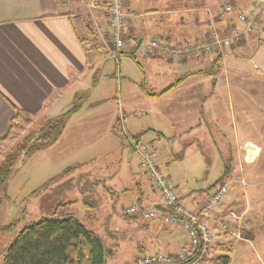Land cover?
Segmentation results:
<instances>
[{
	"label": "crops",
	"instance_id": "1",
	"mask_svg": "<svg viewBox=\"0 0 264 264\" xmlns=\"http://www.w3.org/2000/svg\"><path fill=\"white\" fill-rule=\"evenodd\" d=\"M83 1L0 0V140L19 119L44 123L67 113L57 141L35 154L50 153L53 158L64 160L79 157L80 161L83 156L96 152L106 163L102 166L105 172L101 180L95 181L91 175L81 176L92 184L91 190L84 189L88 193L82 190V198L65 199L60 207L89 209L91 206L85 197L92 195L98 203L101 200L97 197L102 198L112 214L121 216L129 224L130 220L141 219L125 217L129 206L154 208L159 201L142 172L138 157L116 131L120 122L130 127L134 121L138 127L128 131L125 127L126 134L137 139L149 137L148 144L155 150L157 161L164 164L166 172H163L186 209L196 211L202 207L224 174L230 192H240L247 205L249 190L259 187L264 177V72H244L238 64L236 71L224 73L222 59L223 68L219 73L202 75L197 73L211 68L213 54L200 59L187 54L182 61L175 62L164 58L159 50L146 53L143 48L152 39L165 40L172 48L200 43L207 35L213 39L212 32L222 27L220 22L213 21L220 7L214 2L220 0H212L211 5L200 1L190 6L181 5L183 0H161L162 5L166 4L161 11L143 7L144 2H150L152 8L160 0H124V38L127 39L120 55L133 62L140 73L132 79L123 73L122 67L114 71L121 83L112 99L108 93L105 97L99 96V92L93 94L97 93L95 88L105 66H101V57L108 56L103 50L84 49L89 37L85 18L89 20V15ZM229 1H235L238 9L246 10L250 9L247 1L252 0ZM139 2H142L140 8ZM95 22L104 26L102 31L107 34L103 16L95 14ZM226 27L223 26L224 30ZM134 39H142L141 44L135 45ZM139 48L142 49L137 56ZM171 86L174 87L162 96H148ZM76 106L77 110L71 111ZM191 146L200 153L199 159L205 162L206 169L210 168V162L220 163L221 177L214 184L203 181L191 190L184 189L186 182L177 174L176 167ZM113 157L115 164L111 162ZM65 172L66 178L71 175L70 170ZM60 183L63 186L68 181ZM96 184L100 188L95 191ZM124 199H130L128 207H123ZM148 223L143 224L145 229L151 230L149 234H156L158 228ZM125 226L130 229L129 225ZM168 228L166 235H152L153 241L149 239L143 247L137 246L139 255L177 253L186 244V238L178 227ZM105 230H109L110 237L120 236L117 227L115 231ZM96 235L105 250L102 237L99 233Z\"/></svg>",
	"mask_w": 264,
	"mask_h": 264
},
{
	"label": "rangeland",
	"instance_id": "2",
	"mask_svg": "<svg viewBox=\"0 0 264 264\" xmlns=\"http://www.w3.org/2000/svg\"><path fill=\"white\" fill-rule=\"evenodd\" d=\"M200 1L207 5L213 3L212 0H183L181 5H195L199 4ZM247 2H249L250 9L246 10L238 9L235 1L220 0L214 2L220 7L218 8L217 17L216 19L213 18V21L220 22L222 27L216 30L215 35L211 34L213 39L209 35L203 37L208 43L214 41V37L220 40L221 44L228 40L227 45L223 44L221 48H216L211 53L214 58L218 55L223 59L224 73L231 70L236 71L239 65L240 70L244 72L253 74L264 72V0ZM140 5L142 6V2H139V8ZM147 6L150 9L161 11L160 9L166 7V4L164 2L162 5L161 0L160 2L155 1L151 8L150 2H144L143 7ZM225 6H230V13L223 12ZM86 14L89 15L88 12ZM243 14L248 16H246L248 21H252L249 31L246 30L247 27L238 21L237 17ZM85 21L86 27L95 35L91 51L96 50L94 46L96 45L101 47L98 50L106 52L108 40L106 34L102 31L104 26L97 23L99 29L94 30V26L89 24L86 18ZM223 26H227L225 29L227 31L224 30ZM234 34L237 37H233ZM141 49L136 53L137 56ZM107 56L108 58L101 57V66H105L102 76L98 78L100 81L99 86L95 88L97 93L93 92V94L99 92V96L105 97L108 93L112 99L115 91L120 90L119 84L121 83L120 76L114 71L117 72V69L119 71V68L122 67L123 73H127L128 78L132 77V79L138 78L140 72L134 63L125 56L119 54L117 62L108 54ZM121 103L122 101H120L119 106L122 107ZM47 123L52 124L53 121L35 123L29 118L19 119L14 124L9 136L0 142V179L1 174L4 173L3 169H7L4 165L13 163L12 171L0 183V264H2L4 251L13 243L22 227L42 217H47L65 199L82 198L80 191L87 187L88 189L90 187L91 190L92 184L87 183V180L84 181L81 176L91 175L92 179L99 181L102 179L101 175L105 172L102 166L106 163V160H101V155L96 154V152L93 155L83 156L80 161L79 157L64 160L63 157L57 158L55 156L53 158L50 153H32L31 148L42 135ZM150 123L152 124L151 120ZM125 127L128 131L130 128L136 129L138 124L134 125L133 121V123L130 122V127L127 124ZM125 127L124 132L126 133ZM148 140V136L140 138V141L145 143H148ZM123 142L125 143V141ZM199 154L195 147L191 146V150L187 152L181 164L176 167L177 174L186 182L184 189L191 190L195 188L196 184L200 185L203 181L212 185L221 177L220 163L210 162V168L206 169V164L204 161H200ZM90 156L92 158H89ZM108 157L110 158V156ZM91 159L96 160L90 161ZM84 160L85 162H82ZM115 161L113 157L111 162L115 164ZM157 164L162 171L166 172L164 164H160V161H157ZM66 170H70L71 174L67 178L63 174ZM74 173L75 175L72 176ZM58 180L60 182L68 181V183L63 186L60 182L54 184ZM261 181L259 187L249 190L250 198L247 205H245L240 192L229 191V207L234 208L240 214H244L243 222H246L249 226V229L243 234L244 240L232 242L230 264H264V177L261 178ZM53 188H55V191L52 193ZM99 188L97 184L94 186L95 191ZM243 188L246 192L247 188L245 186ZM84 191L88 193L86 190ZM96 195L100 196V193H96ZM48 197L50 201H48ZM97 198L101 200V203L94 201L92 195L85 197L87 204L91 206L89 209L79 206L71 209L60 207L55 211L61 217L66 213H69L70 216L74 215L82 221L81 223L88 230L95 234L99 233L105 245V250L110 252H106L105 264H133L136 256L139 255L137 246L143 247L150 240L153 241L152 235L155 237L159 234L164 236L169 231L167 230L169 225L163 224L158 218L146 222L141 219L130 220V223L127 224L121 216L117 217L116 214H112L104 201L102 202V198ZM123 201V207H128L131 204L130 199H124ZM136 206L140 212L153 209L152 207L146 208V205L137 204ZM148 222H152L158 228L159 231L156 234H149L151 230L145 229L143 224L149 225ZM125 224L129 225L130 229ZM116 227L120 236L118 238L110 237L112 235L107 234L109 230L105 229L110 228L115 231ZM162 241L159 242L162 244Z\"/></svg>",
	"mask_w": 264,
	"mask_h": 264
},
{
	"label": "built area",
	"instance_id": "3",
	"mask_svg": "<svg viewBox=\"0 0 264 264\" xmlns=\"http://www.w3.org/2000/svg\"><path fill=\"white\" fill-rule=\"evenodd\" d=\"M85 10L89 13V24L98 30L95 14L103 16L107 24L106 53L115 61L125 46L124 32L126 28V14L124 0H84ZM224 13H230V6L223 8ZM93 15V16H92ZM94 18V19H93ZM238 21L247 31L250 30L252 21L244 15L238 16ZM217 33L216 30L212 35ZM233 37H237L234 34ZM222 42L214 37L208 43L202 37L200 43L190 46L172 48L168 42L152 39L144 44L146 53L159 50L168 60L182 61L184 55H192L196 59L211 54L216 48L227 45L228 40ZM92 43H85L84 49L91 51ZM125 145L138 157L145 178L150 182L158 196V204L150 210H138L136 205L125 210L128 216H140L148 221L158 218L163 224L176 226L186 238V244L175 254L154 252L139 255L135 264H210L209 260L217 255V247L227 242L244 240L243 234L249 229L243 222L244 214L236 212L229 205V183L218 185L205 204L196 211L188 210L179 201L178 195L169 177L160 170L157 164L155 150L137 138H131L124 132V126L119 123Z\"/></svg>",
	"mask_w": 264,
	"mask_h": 264
},
{
	"label": "trees",
	"instance_id": "4",
	"mask_svg": "<svg viewBox=\"0 0 264 264\" xmlns=\"http://www.w3.org/2000/svg\"><path fill=\"white\" fill-rule=\"evenodd\" d=\"M88 31L89 37L85 42L94 44V34L91 30ZM126 39L124 38V41ZM133 42L137 45L138 39H134ZM94 46L96 49L101 48L100 46ZM221 69L222 58L217 55L209 70L201 71L197 74L215 75ZM173 87L171 86L157 95H147L149 97H159L170 91ZM77 108L78 106L74 107L71 111H76ZM66 115L67 113L53 119L52 124L47 123V127L42 132V135L32 146V153H36L57 141L63 130ZM13 127L12 123L4 139L9 136ZM116 131L123 141V134L119 124L116 126ZM4 167H7V169H3L4 173L1 174L0 183L12 171L13 163L6 164ZM67 172L68 170L65 173ZM225 179L224 174L218 180V185L223 184ZM59 207L60 205L55 210ZM55 210L47 217H42L18 231L13 243L4 251L2 264H105L107 253L103 248L100 238L94 232L88 230L76 218L72 216H58ZM125 217L129 218V216ZM130 217L136 218L137 216ZM232 246V242L218 246L217 255L210 259L209 263L229 264Z\"/></svg>",
	"mask_w": 264,
	"mask_h": 264
},
{
	"label": "water",
	"instance_id": "5",
	"mask_svg": "<svg viewBox=\"0 0 264 264\" xmlns=\"http://www.w3.org/2000/svg\"><path fill=\"white\" fill-rule=\"evenodd\" d=\"M142 42V39H139L138 43H137V46H139ZM125 54V52H123Z\"/></svg>",
	"mask_w": 264,
	"mask_h": 264
}]
</instances>
